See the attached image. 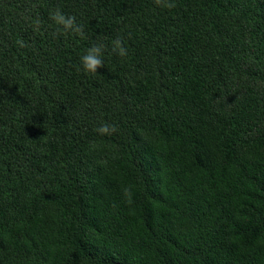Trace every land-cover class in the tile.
Returning <instances> with one entry per match:
<instances>
[{
  "label": "trees",
  "instance_id": "trees-1",
  "mask_svg": "<svg viewBox=\"0 0 264 264\" xmlns=\"http://www.w3.org/2000/svg\"><path fill=\"white\" fill-rule=\"evenodd\" d=\"M0 264H264V0H0Z\"/></svg>",
  "mask_w": 264,
  "mask_h": 264
},
{
  "label": "clouds",
  "instance_id": "clouds-1",
  "mask_svg": "<svg viewBox=\"0 0 264 264\" xmlns=\"http://www.w3.org/2000/svg\"><path fill=\"white\" fill-rule=\"evenodd\" d=\"M159 3V0H156ZM174 4H168L166 7H174ZM51 19L65 31L71 30L73 33H78L83 35V27L76 23V17L72 15H65L59 9L51 14ZM17 43L24 47V42L22 40L17 41ZM114 51H117L120 56H125L127 54L126 48L121 44L120 40H114ZM104 45H93L88 48L85 55L80 58V63L86 72L96 73L97 70L103 67L102 50ZM98 132L102 134H107L110 131H115V127L111 125L104 124L97 129Z\"/></svg>",
  "mask_w": 264,
  "mask_h": 264
}]
</instances>
